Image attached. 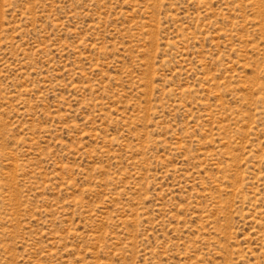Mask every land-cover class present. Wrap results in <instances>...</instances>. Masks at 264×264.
Returning a JSON list of instances; mask_svg holds the SVG:
<instances>
[{"label":"rangeland","instance_id":"374dc122","mask_svg":"<svg viewBox=\"0 0 264 264\" xmlns=\"http://www.w3.org/2000/svg\"><path fill=\"white\" fill-rule=\"evenodd\" d=\"M0 264H264V0H0Z\"/></svg>","mask_w":264,"mask_h":264}]
</instances>
